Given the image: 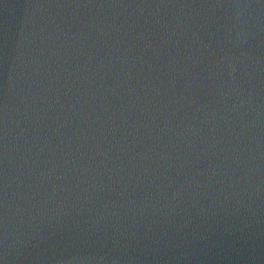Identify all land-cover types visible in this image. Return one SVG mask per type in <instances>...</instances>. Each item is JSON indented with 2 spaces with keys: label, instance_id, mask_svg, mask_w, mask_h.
I'll return each mask as SVG.
<instances>
[{
  "label": "water",
  "instance_id": "obj_1",
  "mask_svg": "<svg viewBox=\"0 0 264 264\" xmlns=\"http://www.w3.org/2000/svg\"><path fill=\"white\" fill-rule=\"evenodd\" d=\"M0 264H264V0H0Z\"/></svg>",
  "mask_w": 264,
  "mask_h": 264
}]
</instances>
